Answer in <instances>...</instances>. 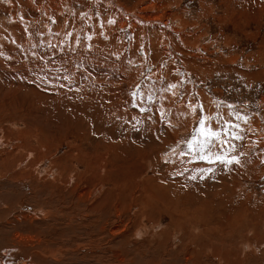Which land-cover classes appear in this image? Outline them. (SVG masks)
I'll list each match as a JSON object with an SVG mask.
<instances>
[{"label":"rangeland","instance_id":"1","mask_svg":"<svg viewBox=\"0 0 264 264\" xmlns=\"http://www.w3.org/2000/svg\"><path fill=\"white\" fill-rule=\"evenodd\" d=\"M204 118L220 132L211 162L187 144L204 139ZM28 164L40 188L70 175L80 188V209L64 191L63 221L25 219L38 203L55 207L46 196L21 206L15 233L39 241L48 228L36 264H218L212 243L264 264V0H0L6 207L19 203L10 169ZM189 208L205 209L206 224H178L174 212ZM7 230L6 262L32 259Z\"/></svg>","mask_w":264,"mask_h":264},{"label":"bare ground","instance_id":"2","mask_svg":"<svg viewBox=\"0 0 264 264\" xmlns=\"http://www.w3.org/2000/svg\"><path fill=\"white\" fill-rule=\"evenodd\" d=\"M143 3H146V2H143ZM152 3V2H151ZM140 4V3H139ZM160 5V4H159ZM123 6V5H122ZM150 6H148L149 8ZM152 8L156 7V5L153 3L151 5ZM119 9H121L119 7ZM122 10V9H121ZM143 15V20L145 21L144 19V14ZM139 16V15H137ZM149 19V18H148ZM138 20H141V19H138ZM142 21V20H141ZM143 21V22H144ZM149 21H152V20H149ZM154 21H157L156 19H154ZM126 23V22H125ZM19 145V144H18ZM48 146V145H47ZM26 147V146H25ZM21 148V147H20ZM41 149V148H40ZM30 150V148H29ZM81 152V151H80ZM29 153V152H28ZM27 153V154H28ZM37 153V152H36ZM83 153V152H82ZM81 153V155H82ZM31 154H34L33 152H31ZM80 154V153H79ZM29 156V155H28ZM22 157V156H21ZM21 157H19L18 159L20 160ZM80 157V156H79ZM85 157V156H84ZM87 158V157H86ZM37 160H39V158H37ZM44 159H41L40 163L43 161ZM85 160V159H84ZM99 161V160H98ZM102 161V160H101ZM55 163V162H54ZM97 163V162H96ZM91 165V164H90ZM98 167V166H97ZM95 168V167H94ZM101 169V168H100ZM61 171V169L59 170ZM73 171V170H72ZM89 171V170H88ZM87 171V172H88ZM93 171V170H92ZM98 171V170H96ZM103 171V169H102ZM105 171V169H104ZM54 172V171H53ZM108 172V171H106ZM10 173V177L7 179V182L9 184H5V188L8 189L10 192V194H12L13 196V199H14V196L17 197V200L16 202H19L18 204L15 203V207H6L5 205V202H4V199H0V214L1 213H7V215H11V218L7 219V220H4L2 219V217H0V228H4V229H8L10 230V232H8L7 230V233L11 236L7 237L8 239V243L10 244L9 246L11 247V249L13 250V252H15L16 250H20V253L23 252V251H27L31 256H32V259H22V260H17V261H7V257L9 256L8 255V252L6 253V255H0V264H36V260L35 259H38L40 256H41V253L39 252L40 250H44V251H47L49 250L47 248V244L43 241V237L46 233V231L48 230V228H45L41 234H40V240L39 241H34V238L33 237H28V240L25 238V236H22L18 233H15L16 229L17 228V224H19L20 222V219L17 217V215H20L22 213H25L24 211H21V206H23V203L28 199V198H31L32 199V202H34L37 198L39 197H43V196H46V199L47 201L50 203V204H55V207H52L51 205L47 204L46 202H42V203H38L39 207L38 208H34V207H31V212L30 214H34L35 216L33 215H25V219L28 220V219H31L32 222H38L39 220L36 218H40V216L42 217H45L46 218V221L49 222V217L50 215L52 216V218L54 219L53 216H55L57 219L63 221V220H66L68 218H71L73 217L71 213H68L66 211H64L63 209H60L59 207V204H63L65 205L64 203V200H62V195L64 194V191H66L69 195V199L71 201L72 204H74L76 207H78L80 209V204L78 202V196L76 194V191H79L80 188L77 186V188H75L72 183H73V176L70 175L66 182L64 183L63 180H65L66 178L65 177H57L55 178L54 180L56 181V183H61L62 184H55V186H51V187H47V188H40V185H38V181L36 180L35 178V175H36V171H35V168L31 166V164H28L23 170L21 171H18V170H15L14 168L10 169L9 171ZM90 173V172H89ZM87 173V175L89 174ZM103 173V172H102ZM111 173V172H110ZM73 174V173H72ZM99 174V173H98ZM54 175V174H53ZM96 175V174H95ZM105 175V174H104ZM21 176H24L27 178V184L25 185L24 183L22 184H18L15 182L16 179H18L19 177ZM56 176H58L56 174ZM55 176V177H56ZM72 176V179H70V177ZM99 176V175H97ZM101 176V175H100ZM65 178V179H64ZM104 179V178H103ZM115 179V178H114ZM98 181H99V178H98ZM101 181V180H100ZM105 181V179H104ZM116 181V179H115ZM117 182V181H116ZM101 183V182H100ZM103 183V182H102ZM32 184V186H31ZM84 184L87 185V183L85 182ZM20 185V186H19ZM28 185H30L31 187H28ZM72 185V187H70ZM98 186V185H97ZM100 187V186H99ZM103 187V186H102ZM101 187V188H102ZM26 188H29V189H26ZM99 189V188H98ZM26 190H28V192L26 193ZM94 190V189H93ZM92 190V191H93ZM96 191V190H95ZM91 192V191H90ZM108 192V191H107ZM110 192V191H109ZM106 195V194H105ZM96 196V195H95ZM111 196V195H110ZM109 196V197H110ZM114 196V195H113ZM11 197V196H10ZM100 197V196H99ZM106 197V196H105ZM104 197V198H105ZM108 197V196H107ZM103 198V199H104ZM113 198V197H112ZM13 199H11V202L9 201H6L7 203H13ZM19 200V201H18ZM96 200V199H95ZM105 200V199H104ZM100 201V200H99ZM95 202V201H94ZM98 202V201H96ZM100 203V202H99ZM102 203H106V200ZM103 205V204H102ZM101 205V206H102ZM104 206V205H103ZM117 207V205H116ZM134 207V206H133ZM112 208V207H111ZM145 208V207H144ZM117 209V208H115ZM150 209V208H149ZM148 208H146V210H149ZM42 210V213H40L39 211ZM90 210L92 211V214H95V211H96V208L95 206L93 205L92 203V207L90 208ZM99 210V209H97ZM146 210H144L146 212ZM48 211L50 212V215H48ZM100 211V210H99ZM104 212V211H102ZM144 212V213H145ZM42 214V215H39ZM98 213V212H97ZM105 213V212H104ZM107 213V212H106ZM176 214V218L178 220V224L182 225L185 221H192L194 217H197L200 221H202L203 223L204 220H203V217L202 215L205 214V209H192V208H189V209H182V210H178V213L175 211L174 212ZM85 214L87 215V213L85 212ZM147 214H150L147 213ZM105 215H108L109 214H105ZM150 216V215H149ZM148 216V217H149ZM55 218V219H56ZM151 218V217H150ZM54 219V221H56ZM7 221H10V222H7ZM53 221V220H51ZM77 221H78V218H77ZM207 224H210V220L209 218L206 220ZM50 223V222H49ZM53 224V223H52ZM51 224V225H52ZM77 224V223H76ZM133 224V223H132ZM186 224V223H185ZM206 224V223H205ZM50 225V226H51ZM135 225V224H134ZM31 226L32 228H37L35 225H29ZM120 226V224H115V228L117 229L118 227ZM50 228V227H49ZM120 228V227H119ZM129 228V227H128ZM134 228V227H133ZM130 229V228H129ZM132 230V228L130 229ZM130 230H129V233H130ZM138 230V229H136ZM6 231V230H5ZM38 231V230H37ZM36 231V232H37ZM6 233V234H7ZM127 233V231H126ZM125 234V233H124ZM80 236L77 235V238L79 239ZM24 243V244H23ZM264 243V240H259V244H262ZM26 244V245H25ZM92 246V243L90 244V246L84 248V247H79L80 249H88L89 247ZM10 247L8 249H10ZM217 245L215 243H212V245H210V252L211 253V257L209 256L210 260L213 261V262H217L218 264H249L250 262L246 260V257L244 256L243 253H236V252H231V251H228V250H223L221 249L220 247L218 249H216ZM10 250V252L12 251ZM17 252V251H16ZM10 254V253H9ZM14 255V254H12ZM10 255V256H12ZM209 255V254H208ZM213 257V258H212ZM10 258V257H9ZM51 258H54V257H51ZM186 260V258H184ZM179 260H182L181 257L179 258ZM190 260H186V263L187 264H190L189 263Z\"/></svg>","mask_w":264,"mask_h":264},{"label":"snow or ice","instance_id":"3","mask_svg":"<svg viewBox=\"0 0 264 264\" xmlns=\"http://www.w3.org/2000/svg\"><path fill=\"white\" fill-rule=\"evenodd\" d=\"M171 87H175V85H172ZM149 99H151V97H149ZM217 107H219V105H217ZM207 119H210V118H204V119L200 120V122H199L200 126L197 130L198 135L201 137H204V139L197 141V138L194 135L192 140L188 141L187 144H188V148L193 150V151L196 150V145L198 144L199 145V152H200L199 159L208 160L211 162V158L213 155L212 149L216 147V145L213 143V141L214 140H216V141L220 140V132L213 130L211 127H205V123H206ZM236 127H238V125ZM232 136L234 139H242L243 138L238 133H233ZM225 143H227V141H225ZM215 160L223 163V162H225L226 158L224 156H221V155H216ZM226 162L228 164H232L233 162L239 163V161L236 157H232L231 159H227ZM209 171H211V170L209 169ZM192 178L195 179V177H192Z\"/></svg>","mask_w":264,"mask_h":264}]
</instances>
